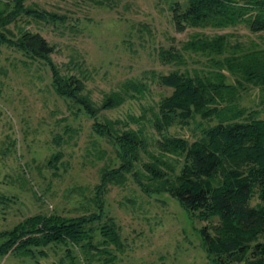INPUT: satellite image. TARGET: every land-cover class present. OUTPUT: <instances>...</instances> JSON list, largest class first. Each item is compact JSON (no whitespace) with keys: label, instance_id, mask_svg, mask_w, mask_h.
<instances>
[{"label":"rangeland","instance_id":"374dc122","mask_svg":"<svg viewBox=\"0 0 264 264\" xmlns=\"http://www.w3.org/2000/svg\"><path fill=\"white\" fill-rule=\"evenodd\" d=\"M25 4L65 16L57 23L23 17L9 27L14 33L19 28L39 32L53 45L50 58L61 74L83 69V94L98 111L91 115L58 95L42 60L30 62L21 52L0 45V234L36 214L74 217L96 209L93 198L102 169L119 164L109 139L95 132L96 120L142 129L148 151L158 154L155 140L160 135L152 120L159 100L171 92L160 83V75L215 69L208 67V56L182 49L183 61L166 62L160 49H180L194 32L230 33V39L245 48L264 41V32H251L244 25L178 31L169 0H26ZM129 81L142 85V92L131 90L122 104L102 108L104 95ZM260 96L259 89L250 88L242 94L241 104L253 106ZM198 132L193 123L165 130L167 136L190 140ZM149 161L141 152L135 164L142 181L147 176L143 163ZM104 199L106 213L115 219L122 238L120 248L108 247L111 258L51 244L43 255L18 251L0 255V264L209 263L200 228L210 221L185 210L170 194L146 193L128 174L123 185L108 186Z\"/></svg>","mask_w":264,"mask_h":264},{"label":"trees","instance_id":"16d2710c","mask_svg":"<svg viewBox=\"0 0 264 264\" xmlns=\"http://www.w3.org/2000/svg\"><path fill=\"white\" fill-rule=\"evenodd\" d=\"M25 1L0 0V45L21 52L30 62L42 60L55 92L95 115L98 109L83 94V69L61 74L50 58L53 45L39 32L19 28L14 33L9 27L23 17L52 23L65 19ZM169 1L178 31L244 25L251 32H264V0ZM231 37L194 32L180 49H160L166 62L183 61L182 49L208 56V67L215 69L160 75V83L171 87V92L159 100L152 120L160 135L155 140L158 154L148 151L142 129L96 120L95 132L109 139L119 160L116 167L102 169L93 198L96 209L74 217L56 213L28 217L0 234L4 238L0 255L13 251L43 255L45 247L62 244L111 258L108 247L120 248L122 238L115 219L106 213L104 195L110 184L123 185L131 174L146 193H168L185 210L210 221L200 228L208 264H264V41L245 48ZM141 88L132 81L124 83L104 95L102 108L122 104L129 91L142 92ZM250 88L259 89L261 96L253 106H245L241 97ZM190 123L199 130L193 140L165 134L173 124ZM141 152L150 157L142 166L145 181L134 169Z\"/></svg>","mask_w":264,"mask_h":264}]
</instances>
